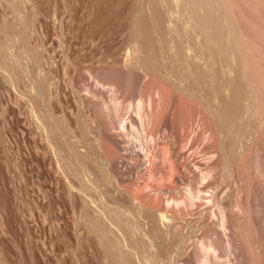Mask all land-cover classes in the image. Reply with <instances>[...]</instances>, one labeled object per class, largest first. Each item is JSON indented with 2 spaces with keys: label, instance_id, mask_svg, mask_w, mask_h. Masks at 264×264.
Instances as JSON below:
<instances>
[{
  "label": "bare ground",
  "instance_id": "1",
  "mask_svg": "<svg viewBox=\"0 0 264 264\" xmlns=\"http://www.w3.org/2000/svg\"><path fill=\"white\" fill-rule=\"evenodd\" d=\"M147 1L149 12H146L147 9L143 4H138L131 18L133 23L131 39L136 45L133 47L134 56L127 63L130 72L132 71L130 77L133 94L131 95L134 97H130L132 101L127 99L123 114L116 115L115 111L112 112L113 109L111 111V105L115 104L112 101L115 98L113 94L109 97L105 96L107 93L105 91L103 93V86L100 85L101 87L98 88L88 83L86 89L88 102H84L83 97H80L83 101L78 100L81 105L78 102L77 106L80 105V108L76 106L74 115L68 116L63 113V110L60 111L65 114V117L58 115L56 112L59 111V107L51 104L54 95L52 96L50 92L47 74L36 70L29 75L24 74L20 68L22 65L19 66L21 60L18 58L20 60L18 63L16 57L15 62L11 60L12 62L5 63L6 68L9 67L7 70L13 71L24 87L31 110L36 113L45 132V138L54 149L53 153L63 158L65 169L69 173L66 175L70 176L68 181L70 184L77 185V188L74 185L73 187L79 192L77 213L79 222H77L82 231L81 246L86 256L84 259L88 257V250H92L95 264H241V257L244 255L249 261L248 264H264L263 252L260 256L263 259H260L258 248L252 244L251 240V244L248 243L245 250L244 248L242 250L233 248L234 252L231 251L232 246L228 248L221 244L222 248L218 241V239L221 240L220 237H225L222 238L225 241L228 234L231 235L229 226H233L232 231L234 229L240 236L243 235V220L245 212L248 213V211H246V205H243L244 201H241L238 196L242 191H239L240 184L234 188L239 192V194L235 193L238 197L235 196L233 201H229L228 206L221 200L227 190L218 191L220 184H213L212 180L210 181L212 184L208 181L204 184H195V180L200 178L201 174L204 179L208 172H201L198 165H193L199 169L200 176L196 171L198 169L193 166L194 174L193 172L191 174L194 176L187 175L186 171L189 168L187 169V163H180L182 159L180 156L187 146L191 150V146L197 139L196 135L187 137L186 134L182 137L178 129L180 137L183 138L182 141L185 137L188 139L186 138V144L180 143L179 139L177 141L175 131L172 128L171 132L168 131L167 128L171 125L167 119H164L163 114V118L156 117L158 123L152 120L151 116L155 113L151 111L155 104L153 98L156 97L158 102L160 101L159 89L158 91L151 90V94L145 93L144 95L142 92L143 78L149 75L167 84L168 90L165 88L164 92L169 91V94L168 92L166 94L169 95V103L173 109L178 104L176 99L179 100L181 94L187 95L190 99L193 98L200 107L202 106V109L208 112L209 116H213L215 131L219 134L225 133V138L223 137L222 142L218 143L222 152L224 151V167L228 169L233 164L235 165L236 160L243 155L237 150L239 149L238 142L241 138H245L244 135L250 134L251 131H248L254 125H252L253 118L251 117L254 115H251V112L253 109L255 111L257 105L252 91L248 90L249 81L241 61L237 64L236 78L232 83L227 81L228 84L227 78L223 79L226 70L223 72L222 67H219V70L222 68L223 76L219 70V73H216L220 75H215L218 68L216 65L222 66L228 63L230 54L241 59L244 53L236 40L234 31L236 25L231 18L230 8L223 0ZM197 60L203 61V66ZM34 61L36 64L40 62L38 54L34 56ZM215 77L221 78L222 83L217 82ZM108 87L110 93L115 89L112 85ZM227 88L230 90L229 95L225 94ZM116 96H118L117 92ZM214 96L217 98V103H215ZM163 98L162 96L161 100ZM28 100L25 99L26 102ZM195 101L194 104H197ZM88 103H92L93 106L96 104L98 109L104 112L106 127L100 124L99 118L100 122L97 120L96 113L93 114L90 111ZM125 108L128 109L126 113ZM161 113H159L160 116ZM159 114L157 113L158 116ZM161 119H164L162 123ZM170 123L172 124V121ZM192 137L196 139L193 141ZM210 145H208L209 148ZM127 156L135 158L138 162L145 159L148 163V166L146 165L148 168H146L151 172L159 165L158 162L169 159L167 161H170V164H167V167L164 165L166 167L164 170L169 171L164 172L171 173L170 178L173 177L171 180H174V184L171 180V184H144L145 182L142 184L139 173L144 165L138 164L139 166L134 169H124L128 161L132 162L127 160L129 157L126 159ZM188 156L187 158H192ZM125 160H127L126 163ZM186 162H189V159ZM157 171L159 172V168ZM195 171L198 174L197 179L194 178ZM159 177H163L161 172H159ZM188 177L193 178L192 183L184 184ZM190 178L189 180L192 179ZM195 209V212L199 210L195 213L197 216H191V211ZM226 210L231 211L234 217L233 223L227 220L229 214L227 215ZM192 213L194 214V211ZM226 221L230 223L228 227ZM213 236H219V238L215 237L217 238L215 240ZM223 240L220 243L224 244ZM229 242L230 238L226 243L229 244ZM242 264H245V261Z\"/></svg>",
  "mask_w": 264,
  "mask_h": 264
},
{
  "label": "rangeland",
  "instance_id": "2",
  "mask_svg": "<svg viewBox=\"0 0 264 264\" xmlns=\"http://www.w3.org/2000/svg\"><path fill=\"white\" fill-rule=\"evenodd\" d=\"M223 1L230 8L231 18L236 25L234 28L236 40L241 45V50L243 49L242 51L246 54L243 53L241 59L230 54L228 63L222 66L216 65L218 68L215 73H219L223 68L224 71H222L226 70V74L223 76L221 71V76L224 77L222 78L225 80L227 78L226 82L232 83L236 78L237 64L241 61L249 81L248 90L252 91L257 105L255 111L253 109L254 112H251V115H254L251 116L253 118L252 125L255 126L253 125L248 131L251 132L246 134L247 137L244 135L245 138H241L239 141L241 144L238 142L239 149L237 148V150L243 155H240V159L236 160V164L228 169L224 167V151L222 152L218 143L225 138V133L219 134L215 131L213 116H209L208 112L202 109V106L200 107L193 98L190 99L187 95L181 94L179 100L176 99L178 104L173 109L169 103V95H167L169 94L167 84L159 82L149 75L143 78L142 92L144 95L145 93L151 94L152 91L159 89L161 92L160 101L164 100V103L158 102L156 97L153 98L155 103H153V108H158L151 109L152 112H155L153 113L155 116L153 114L151 116L152 120L158 123L157 118H163V114L164 119H167L171 125V127L168 126V131L171 132V128L175 131L176 137H178L177 141L179 139L180 143L186 144L187 137L196 135L197 139L192 137L193 141L196 139L191 146L193 151L187 146L180 156V158L182 157L180 163H187V169L191 168L192 170L188 169L187 173L185 172L187 175L190 176L192 172L194 174L195 168H199L201 172H208L203 179L199 169L196 170L199 172V176L201 174V179L197 177L198 174L195 171L194 178H198L194 179L195 184H204L205 182L212 184L211 180L213 184H223L219 185L218 191L227 190L225 192L227 194L224 193L226 198L224 199L222 195L221 199L226 206L238 196L241 201H244L242 203L244 206L246 205L248 213L245 212L243 220V237L238 232L237 235L234 229L232 231L233 226L230 227L229 224L233 223L234 217L230 210H226L227 215H230V217L227 216L230 223L226 221V224L228 223L227 227L229 226L231 235L228 234L225 241L223 240L225 237H220L219 244L224 247L226 245L228 248L232 246L231 251L234 252L236 248L245 250L248 243L252 242L258 248L260 258L264 255V0ZM148 3L147 0H0V264H95L92 250H88V257L85 258L88 260L85 262L84 257L86 256L81 246L82 231L79 229V215H77L79 192L75 189L77 185L70 184L68 181L70 176L65 169L63 158L53 153L54 149L46 140L45 132L36 113L31 110V104L24 93V87L17 80L16 74L14 75L12 70V72L7 70L9 67L6 68V64L11 60L15 62L16 57L21 60V62L19 59L16 61L21 63L18 62L19 66L22 65L20 68L24 74L29 75L35 70L47 74L50 92L52 96L54 95L51 104L59 107V111L56 112L58 115H64V117L65 114L74 115L78 102L83 99L87 103L86 89L90 83L93 87L95 85L98 88L103 86L102 89H105H103V93H107L105 96L109 97L113 94L115 98L112 101L115 104L111 105L110 103L111 111L113 109L112 112L115 111L116 115L123 114L124 107L127 106L126 102L134 97L131 95L133 94L130 77L132 71L130 72L127 63L134 56L133 47L136 45L131 39L133 27L131 18L138 4H143L147 12L149 10ZM33 54L34 56L38 54L39 63H35L34 56H31ZM197 61L203 66V61ZM219 67L222 68L219 70ZM215 75L220 74L216 73ZM218 78L215 77L216 81L222 83L220 82L222 79L218 80ZM229 82L227 83L229 84ZM111 85L113 88L115 87V91L113 90L112 93L108 90V86ZM165 88L167 94L164 92ZM160 89L163 90L160 91ZM116 92L118 96H116ZM225 94H230L229 88L225 90ZM162 96L164 98L161 100ZM215 99L216 101H214L217 103V98ZM194 101L197 104H194ZM80 105L77 106L78 109ZM94 106L92 103L89 104L90 111L93 114L96 113L97 120L99 118L100 124L106 127L104 112L99 110L97 105V107ZM70 109H72L71 112ZM125 109L126 113L128 109ZM60 110H63L65 114H62ZM160 112H162L161 116ZM164 119H161L160 122H163ZM176 129L177 131L179 129L182 137L187 134L186 142L185 139L182 141L183 138L180 137L181 134ZM187 156L192 158H187ZM131 158L133 159L131 156L126 157L132 162L128 161V163L125 160L126 166L124 168L122 165V168L129 170L127 168L134 169V167L144 165L143 169L141 167L142 173L141 171L139 173L142 175L141 177L139 175L142 184L143 182H145L144 184H171L173 177L170 178V172V174L165 173L169 170H164V167L170 164V161H167L169 159L158 162L157 168L155 167L151 172L147 169L148 163L145 159L138 162L135 158L133 160ZM188 159L189 162H186ZM162 164L163 167H161ZM193 165H198V168ZM158 168L165 179L159 177ZM186 174L184 175L187 176ZM207 175L212 177L206 178ZM86 176L88 175L86 174ZM189 178L184 184L192 183L193 178L191 177V180ZM172 184H174V180ZM237 184H240L241 194L234 189ZM235 193L239 195L237 196ZM199 210L197 209V212ZM195 211L196 209L192 210L190 215H195L197 213ZM215 237L219 238V236H213L215 240L217 239ZM229 238L233 245L230 242V246L226 243ZM222 240L225 242L224 244L220 243ZM233 248L235 249L233 250ZM242 257L241 264L244 261L245 264H248L249 261L245 255ZM262 261L264 262V259Z\"/></svg>",
  "mask_w": 264,
  "mask_h": 264
}]
</instances>
